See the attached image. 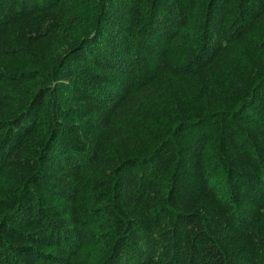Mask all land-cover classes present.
<instances>
[{
    "label": "trees",
    "instance_id": "obj_1",
    "mask_svg": "<svg viewBox=\"0 0 264 264\" xmlns=\"http://www.w3.org/2000/svg\"><path fill=\"white\" fill-rule=\"evenodd\" d=\"M0 264H264V0H0Z\"/></svg>",
    "mask_w": 264,
    "mask_h": 264
}]
</instances>
